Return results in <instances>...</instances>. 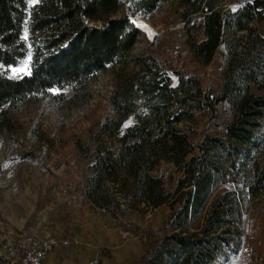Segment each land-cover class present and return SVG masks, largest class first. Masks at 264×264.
Returning <instances> with one entry per match:
<instances>
[{"label":"trees","instance_id":"16d2710c","mask_svg":"<svg viewBox=\"0 0 264 264\" xmlns=\"http://www.w3.org/2000/svg\"><path fill=\"white\" fill-rule=\"evenodd\" d=\"M163 1L136 0L117 16L120 0H0V135L16 129L11 111L21 104L83 87L111 67V115L98 129L118 148L96 147L85 197L113 218L177 206L156 234H147L138 264H211L229 248L227 226L236 225L247 203L264 192L254 157L264 145L255 134L264 120V38L253 26L264 20V0L234 11L218 8L224 0H178L192 58L206 67L220 46L226 51L215 96L192 73L171 70L178 79L172 87L170 70L150 53L131 57L142 32L130 17L152 13ZM197 15L198 24L192 22ZM25 59L28 74L12 78L1 71ZM219 104H226L229 117L224 134L204 132L194 146L189 136L200 117H214ZM129 117L134 122L124 126ZM161 163L181 174L172 192L152 175ZM228 184L233 191L217 192ZM100 256L109 257L108 250L101 248Z\"/></svg>","mask_w":264,"mask_h":264},{"label":"rangeland","instance_id":"374dc122","mask_svg":"<svg viewBox=\"0 0 264 264\" xmlns=\"http://www.w3.org/2000/svg\"><path fill=\"white\" fill-rule=\"evenodd\" d=\"M120 1L123 5L117 16L128 13L136 2ZM251 1L224 0L218 8L234 11ZM181 11L178 0H165L152 13H136L130 17L133 26H136L135 19H142L156 33L150 40L140 30L142 36L133 47L131 57L150 53L170 70L172 87H176L178 79L171 70L192 73L200 78L202 90L215 96L223 84L226 51L223 45L220 46L212 62L206 67L200 66L186 46L185 27L179 20ZM200 21V15L192 18L194 23ZM253 26L256 34L264 38V20ZM243 42L244 36L240 34L238 50ZM29 70V59L7 69L1 68L12 78L22 77ZM112 74L109 67L83 87L53 90L11 111L17 127L0 135V264L18 261L24 248L34 242L61 235H66L74 250L82 256L92 255L96 259L98 248H107L111 258L102 264H138L148 245L147 234H156L177 209V206L173 210L162 206L143 214L132 211L113 218L96 209L84 195L85 180L92 173L96 147L103 142L111 149L118 148L116 140L102 135L98 129V124L111 115ZM199 120L200 124L189 136L194 146L200 143L204 132L214 136L224 134L221 127L229 122L226 104L217 106L214 117L210 118L206 112ZM133 122L134 118L129 117L124 126ZM187 126L184 123L180 128L186 130ZM255 134L264 140V120ZM243 149L247 153L246 148ZM254 157L264 174V145ZM152 175L161 178L169 192L175 189L181 177L174 167L165 163H161ZM238 180L242 181L243 177L239 176ZM234 188L228 184L217 192L233 191ZM263 195L264 192L259 198L264 200ZM252 202L242 209L243 214L253 220L251 234L243 238L239 227H229L225 235L229 248L211 264H233L242 240L253 257L256 210L251 206ZM42 213L46 220L40 224L39 214Z\"/></svg>","mask_w":264,"mask_h":264},{"label":"crops","instance_id":"0c3cea01","mask_svg":"<svg viewBox=\"0 0 264 264\" xmlns=\"http://www.w3.org/2000/svg\"><path fill=\"white\" fill-rule=\"evenodd\" d=\"M264 197V195L262 196ZM260 201L258 203L257 201ZM255 211V233L252 240L253 250V264H264V200L261 198L253 200L251 203ZM57 246L44 259L43 264H102L103 261L111 258V253L108 250L109 257L103 258L100 256V249L98 248L96 259L91 256H82L81 253L75 251L72 244L63 245L61 241L68 240L66 235L58 236Z\"/></svg>","mask_w":264,"mask_h":264},{"label":"built area","instance_id":"2783aa9c","mask_svg":"<svg viewBox=\"0 0 264 264\" xmlns=\"http://www.w3.org/2000/svg\"><path fill=\"white\" fill-rule=\"evenodd\" d=\"M252 219L249 216L243 214L241 211V219L236 224V227L240 228L243 234V238L251 234ZM233 226H227L226 229ZM57 241L52 237L44 238L43 240L34 242L31 246H26L24 254L18 258V261H11L9 264H43L45 257L54 250L57 246ZM61 244H69L68 240L61 241ZM233 264H253V257L250 252L249 246L243 240L237 249V255Z\"/></svg>","mask_w":264,"mask_h":264},{"label":"bare ground","instance_id":"6f19581e","mask_svg":"<svg viewBox=\"0 0 264 264\" xmlns=\"http://www.w3.org/2000/svg\"><path fill=\"white\" fill-rule=\"evenodd\" d=\"M137 28L141 30L150 40L155 36V29L145 20L142 19H135L134 20ZM40 224L44 223L46 220V216L42 213L39 214Z\"/></svg>","mask_w":264,"mask_h":264},{"label":"snow or ice","instance_id":"6c2138e0","mask_svg":"<svg viewBox=\"0 0 264 264\" xmlns=\"http://www.w3.org/2000/svg\"><path fill=\"white\" fill-rule=\"evenodd\" d=\"M33 2H37V0H33Z\"/></svg>","mask_w":264,"mask_h":264},{"label":"water","instance_id":"95a60500","mask_svg":"<svg viewBox=\"0 0 264 264\" xmlns=\"http://www.w3.org/2000/svg\"><path fill=\"white\" fill-rule=\"evenodd\" d=\"M132 23V22H131Z\"/></svg>","mask_w":264,"mask_h":264}]
</instances>
